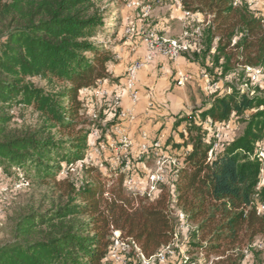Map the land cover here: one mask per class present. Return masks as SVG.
<instances>
[{
	"label": "trees",
	"instance_id": "obj_1",
	"mask_svg": "<svg viewBox=\"0 0 264 264\" xmlns=\"http://www.w3.org/2000/svg\"><path fill=\"white\" fill-rule=\"evenodd\" d=\"M98 1L0 0V171H21L30 182L60 192L47 209L29 206L15 214L10 239L0 245V264H111L112 230L149 259L172 243L175 210L193 227L191 247L206 259L242 264L244 250L258 257L252 245L264 238V163L256 156L264 142V13L245 0L236 6L233 0L180 1L183 12L202 17L204 26L188 58L211 85L228 75L241 82L228 92L213 91L195 115L175 118L177 139L169 136L164 147L171 146L180 166L149 199L124 190L131 174L123 164L109 187L93 168L84 169L79 184L56 180L88 149L90 123L78 95L110 80L115 64L98 42L106 28ZM119 21L106 37L118 35ZM247 69L262 70L261 84ZM13 109H30L40 124L11 126L18 117ZM233 119L242 132L212 150L213 129ZM130 257L128 264H138Z\"/></svg>",
	"mask_w": 264,
	"mask_h": 264
},
{
	"label": "rangeland",
	"instance_id": "obj_2",
	"mask_svg": "<svg viewBox=\"0 0 264 264\" xmlns=\"http://www.w3.org/2000/svg\"><path fill=\"white\" fill-rule=\"evenodd\" d=\"M131 1L138 2L139 7L129 8L128 4ZM98 2L100 8L105 12L104 19L106 22L104 34L99 36L98 42L103 48L109 50L113 56L121 51L126 41L130 44L136 43L138 45L137 39L149 31L157 33L166 40L186 43L190 46L191 49H189V52H183L179 57L180 70L190 76V79L187 80L184 87L185 95L188 97L187 106H184L187 109L188 115H195L198 110L203 108V104L207 106L209 96L216 89L222 90L223 93L228 92V86L230 84L236 85L241 82V78H237L236 76L234 78L233 75H228L220 79L216 85H211L209 79L202 76L201 69L188 58L191 51L200 43L197 32H200L204 27L201 24L202 17H185L177 9L175 0H99ZM118 19L120 20L117 25L119 26L118 35L115 38L106 37L105 32H112ZM131 24L136 31L130 39L126 40L125 29ZM184 33H186V36H184ZM165 64L170 66L167 61ZM189 65H193V67L197 68V71L194 72V68L187 67ZM239 70L236 71V74L240 72ZM247 73H249L248 75L251 76L254 83L261 84L263 79L261 69L260 71L256 69L253 72ZM123 79L124 70L121 73V77L111 76L110 80H107V87H111V90H113L120 86ZM171 84L175 89L174 96L180 97L176 82L172 81ZM240 88L245 89V86ZM78 97L83 102V108L85 110L84 118L90 123L89 130H99V138L94 141L95 145H102L103 149L96 153L91 151L89 147L85 153L91 154V157L76 161L73 168L67 172L68 175L64 173L56 180L60 181L68 178V180L74 182L79 180L77 182L79 184L80 180L85 179L84 169L93 168L100 172L99 182L109 187L115 181H112L111 178H116V170L121 164V158L123 156L120 153V137L112 130V128L117 126L119 128L120 123L115 113L110 110L109 102L105 99L96 98L89 92H82ZM161 108L165 109V107L160 106L159 109ZM180 110L179 104L175 103V108L170 110L173 113L169 112V115L173 118L179 117ZM12 112V114L18 117L17 121L11 126H16L17 128L29 126L34 128L40 124L38 117L30 109H24L19 112L13 109ZM93 114L96 115V119H92L91 116ZM163 119L167 120L166 117ZM173 123L172 121L167 122L168 125L166 127L162 124L161 128L155 132L157 138L153 141H160L164 147L169 136H174L177 139L176 134L173 133ZM179 129H182V127ZM216 129L220 133L222 140H230L236 138L242 132L243 125L238 120L233 119L227 125L216 127ZM166 147L163 148L162 156L164 161L163 168L165 169L164 176L168 180L170 171L174 168L170 162L174 160L175 156H173L174 153L171 146L166 145ZM137 156L136 151H127L129 170L125 171L136 179L138 178L137 180L140 183L139 187L142 189V191L140 190L141 192L154 193L152 191L153 184L151 186L150 177L159 171L158 167L153 157L146 156L143 158L142 163H136ZM22 178L24 179V183L20 185ZM159 186L161 184L154 186L155 190ZM59 193L53 184L40 185L30 182L21 171H12V176H7L0 171V245L10 239V231L13 227L11 220L17 212L29 206L37 208L38 205L42 209H47L51 204L59 202ZM173 218L175 225H177V237L174 240V244L170 245L169 251L167 250L163 253L164 261L162 263L154 261L153 264H183L184 262H191L189 264H218L216 258L210 257L206 259L198 248L191 247L189 235L193 227L185 222L183 216L177 210L174 211ZM252 247L254 250L253 253H257L258 257L244 250L245 257L242 264H264V238H256Z\"/></svg>",
	"mask_w": 264,
	"mask_h": 264
},
{
	"label": "built area",
	"instance_id": "obj_3",
	"mask_svg": "<svg viewBox=\"0 0 264 264\" xmlns=\"http://www.w3.org/2000/svg\"><path fill=\"white\" fill-rule=\"evenodd\" d=\"M180 1L181 0H175L177 9L181 11V13L185 17H191V18L198 17V15H192L183 12ZM245 1L247 2L248 7L252 11H260L261 13H264V0H245ZM238 3L239 0H233V6H236ZM256 6L259 7L256 8ZM128 7L137 8L139 7V3L136 1H131L129 2ZM135 31L136 30L134 29V26L132 24L126 27L125 39L126 40L130 39V37L133 36ZM197 35L198 37H200V32H197ZM184 36H186V33H184ZM140 40L145 50V53L142 56V58L136 57V54L140 47L139 44L138 45L136 43L130 44L127 41L123 44L124 47L121 48V51L113 56L115 62L125 60L124 79L121 81L120 86L111 90V87H107V80H102V81H98L95 89L89 92L96 98L105 99L106 101H108L110 110L115 113L118 119L119 118H129L130 120L133 119V116L129 111L121 110V105H120L121 99L124 95H126L133 106L137 104V102L140 99V93L139 90L137 89V79L139 73L146 66L154 62L157 58H162L168 62L175 63L179 59L181 53L189 52V49H191L190 46L186 43H178L176 41L166 40L153 31H149L143 34ZM122 55L124 56V58L122 57ZM255 70L256 69H247V72H253ZM257 71H260V69H257ZM204 77L206 76L204 75ZM175 80L178 86H184L187 81V76L181 72H178ZM91 117L92 119H96L95 114H93ZM206 127L210 129L212 125L210 123H207ZM215 129H213L212 132V136L214 138L212 150H218L222 148L224 142V140L221 139L220 133L217 131V129L216 130ZM112 130L115 131L114 133H116L120 137L119 139L121 145L120 153L121 155H123L121 158L122 159L121 164H123L121 170H123L124 172L129 170V160L127 157L128 150L136 151L138 155L137 159H143L146 156L153 157V160L159 170L155 175H152L150 177L151 186L153 184L152 191H154L155 193L156 190L154 186H156L157 184L158 185L165 184L167 181L166 177L164 176L165 169L163 168L164 161L161 152L162 150L161 142L158 140L152 141L149 135L145 132L140 133V140L138 142H134L130 137H128L126 134L123 133L121 127L118 128L117 126L112 128ZM98 131L99 130L97 129L91 130L90 140L88 143V148L90 147V150L96 153H98L99 150L103 149L102 145L98 146L96 144L97 145L96 146L94 142L99 138ZM212 150L210 151L209 154L212 153ZM256 156L257 158H259V160H261L264 163V142L259 145L256 151ZM87 157L90 158L91 154H86L82 160L86 159ZM170 163L173 165L174 168H178L180 166V162H178L175 159V157L174 160L173 161L171 160ZM137 179L132 175L126 176L123 180L124 190L128 194H132L133 196L146 197L152 199L154 193L141 192L142 189L139 187L140 183L138 182ZM23 183H24V179L22 178L20 185H23ZM111 234H112V246L108 254V258L111 264H128V261L131 258L130 256H133V258L137 261L138 264H153L154 261H158L159 263H162L164 261L163 253L167 250L169 251L170 245L174 244V240L177 237V233L174 234V239L172 243L167 245L165 248H163L153 257L146 259L140 253L139 249L137 248V246L134 244L133 241H131L130 239L122 238L120 232L116 230H112Z\"/></svg>",
	"mask_w": 264,
	"mask_h": 264
},
{
	"label": "crops",
	"instance_id": "obj_4",
	"mask_svg": "<svg viewBox=\"0 0 264 264\" xmlns=\"http://www.w3.org/2000/svg\"><path fill=\"white\" fill-rule=\"evenodd\" d=\"M140 39L141 37L137 39L140 46L136 54V57L138 58H142L145 53ZM122 57L124 58L123 55ZM165 62L166 60L157 58L139 73L137 79V89L140 93V99L137 104L133 106L126 95H124L121 99V110L129 111L133 116V119L117 118L120 123L119 126L121 127L123 133L130 137L134 142H138L140 140V133L142 132L147 133L153 141L157 138L155 132L158 131L157 129L161 128L162 124L166 127L168 125L167 122H174L176 117L174 116L175 118H173L169 114L173 113L170 110L175 108V103L179 104L181 109L179 111V117L188 115L185 107L187 106L188 100V97L184 92L185 85L178 86L176 84L177 91L180 94V97H178L174 96L175 89L171 82H176L175 79L178 72L185 74L187 76V80L190 79V76L180 70V59L175 63L167 61L170 66L165 64ZM123 67L125 68V60L115 62V64L109 69L110 75L112 77H121V73L124 70ZM187 67L194 68V72L197 71V68L193 67V65H189ZM202 76L204 75L202 74ZM160 106L165 107V109H159ZM165 117L167 120L163 119Z\"/></svg>",
	"mask_w": 264,
	"mask_h": 264
}]
</instances>
